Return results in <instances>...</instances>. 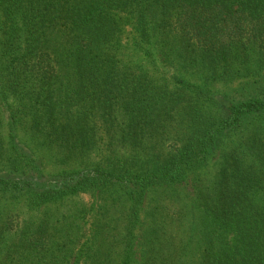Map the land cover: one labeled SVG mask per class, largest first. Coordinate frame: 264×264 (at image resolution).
Instances as JSON below:
<instances>
[{"label": "trees", "instance_id": "1", "mask_svg": "<svg viewBox=\"0 0 264 264\" xmlns=\"http://www.w3.org/2000/svg\"><path fill=\"white\" fill-rule=\"evenodd\" d=\"M0 12V264H264V0Z\"/></svg>", "mask_w": 264, "mask_h": 264}, {"label": "rangeland", "instance_id": "2", "mask_svg": "<svg viewBox=\"0 0 264 264\" xmlns=\"http://www.w3.org/2000/svg\"><path fill=\"white\" fill-rule=\"evenodd\" d=\"M2 19V15L0 12V20ZM120 40L122 44L123 49V62L128 63L133 70H135L137 73L140 72H147V74L152 77L157 83L159 84H166L168 86L172 83V76L176 73L172 68L168 67L167 65L163 64L162 61L158 58L156 59L155 63L150 62L146 57L143 55L141 51H139L135 47V42L137 40V32L134 28L133 20H130L126 22L123 26V29L120 34ZM238 86V82L235 81L230 86V90L234 92ZM13 101L12 98L8 99V103ZM6 102L4 100L0 99V109H1V117H2V132L4 135H6V124H7V108H6ZM21 136V135H20ZM216 159H213L211 161V166L214 164V161ZM51 169L50 166L47 167V170ZM183 190L184 194L188 193L190 191V187L185 188ZM81 201L84 203L89 204L91 200L89 199L88 195H81L79 197ZM94 217L89 215L87 217V228H91V223L93 222ZM89 233V232H88ZM89 234H87L88 236Z\"/></svg>", "mask_w": 264, "mask_h": 264}]
</instances>
